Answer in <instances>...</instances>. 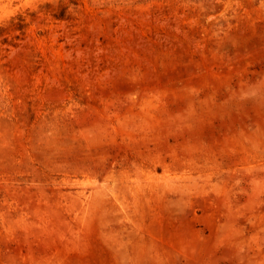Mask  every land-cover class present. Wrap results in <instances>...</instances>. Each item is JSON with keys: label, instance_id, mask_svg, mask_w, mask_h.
Wrapping results in <instances>:
<instances>
[{"label": "rangeland", "instance_id": "374dc122", "mask_svg": "<svg viewBox=\"0 0 264 264\" xmlns=\"http://www.w3.org/2000/svg\"><path fill=\"white\" fill-rule=\"evenodd\" d=\"M0 264H264V0H0Z\"/></svg>", "mask_w": 264, "mask_h": 264}]
</instances>
